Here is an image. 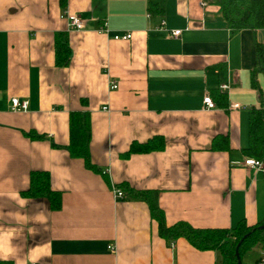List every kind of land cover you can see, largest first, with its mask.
Returning <instances> with one entry per match:
<instances>
[{"label":"crops","instance_id":"obj_1","mask_svg":"<svg viewBox=\"0 0 264 264\" xmlns=\"http://www.w3.org/2000/svg\"><path fill=\"white\" fill-rule=\"evenodd\" d=\"M62 1L83 31H68ZM202 1L164 0L161 16H150L148 0H0V264L221 261L219 252L184 239L170 248L147 205L120 184L158 191L166 226L230 229L264 220V167L244 165L247 110L264 107V77L257 75L261 96L250 84L264 31L231 35L216 7ZM161 21L166 31L157 30ZM102 22L107 35L97 31ZM125 32L130 41L112 39ZM57 33L68 35L66 68L54 63ZM221 84L229 90L219 91ZM206 95L216 109L204 110ZM15 97L28 101L27 112L10 111ZM71 111L90 114L91 162L110 184L66 150ZM30 131L43 139H28ZM155 136L163 150L123 156ZM32 171L49 173L61 193L58 211L20 196ZM112 185L124 200L113 199ZM261 249L245 253L242 264H255Z\"/></svg>","mask_w":264,"mask_h":264},{"label":"trees","instance_id":"obj_2","mask_svg":"<svg viewBox=\"0 0 264 264\" xmlns=\"http://www.w3.org/2000/svg\"><path fill=\"white\" fill-rule=\"evenodd\" d=\"M218 10L224 18L231 35L242 30H250L254 34L264 31V0H203ZM63 10L65 9L62 1ZM164 10V0H148L150 16H161ZM68 35H55L54 63L58 68H66L70 63V46ZM256 62L251 70V87L261 96L257 83V75L264 77V45L255 39ZM220 107H226L225 98H219ZM248 146L244 150L247 157L264 163V107H250L248 110ZM30 140L43 139L34 131L24 133ZM214 138L213 147H216ZM224 138V137H223ZM162 137H153L145 143L133 142L123 156L134 154H148L158 152L164 148ZM71 158L81 159L86 169L103 174L106 182L108 175L91 162L90 157V114L86 111H71L69 113V144L66 147ZM104 172V173H103ZM128 197L145 203L149 209L152 221L158 226V234L169 246L178 239H184L198 251H217L221 254V261L217 264H237L235 249L244 236H247L239 247L242 257L256 246L264 249V230L258 227L264 220L248 225L244 220L230 229H200L194 228L186 222H178L166 226L164 213L158 205L159 192L156 190H136L125 184H120ZM20 196L28 200H45L51 211H58L61 207V193L54 191L50 185V175L46 171H32L29 174L28 187L20 192Z\"/></svg>","mask_w":264,"mask_h":264},{"label":"built area","instance_id":"obj_3","mask_svg":"<svg viewBox=\"0 0 264 264\" xmlns=\"http://www.w3.org/2000/svg\"><path fill=\"white\" fill-rule=\"evenodd\" d=\"M206 5L207 4L203 1L200 3V6L202 8L206 7ZM63 15L67 21L68 31L80 32V31H83L85 29L84 21L82 19H80L78 16L67 15L66 9L63 10ZM157 30L166 31L165 30V23L163 21H161V23L157 27ZM97 31H98V33H102V34H106V35L110 32L107 28L106 22H102L101 25L99 26V28L97 29ZM180 33L181 32L179 30H174V31L169 32L170 36L173 38H177L178 36H180ZM112 39L115 41L128 42L132 39V33L125 32V33H121V34H115L112 36ZM109 89H110V91L117 90L118 89V83L115 80H110ZM218 90L222 91V92H226L229 90V86L227 84H221L218 87ZM203 106H204L205 111H211V110L216 109V105L211 100L209 95H206L203 98ZM28 107H29V103L27 100H24V99L21 100L17 97L11 98V100H10V111L13 113H25L28 111ZM231 109H234V110L242 109V106L239 103H234L231 105ZM103 110L106 111V110H108V108L104 107ZM244 165L248 168H252L255 170H259V169H262L264 167V163L262 161H259V160L253 159V158H246L244 160ZM105 173L108 174L107 171H105ZM111 193H112L113 199L115 201H121V200L125 199L123 191L120 190L119 188L114 187L113 185L111 186ZM173 246H174V244H171L170 248ZM108 249L110 251L115 250L114 247H112V246H108ZM28 264H34V263H28ZM255 264H264V249H261L259 257L256 260Z\"/></svg>","mask_w":264,"mask_h":264},{"label":"water","instance_id":"obj_4","mask_svg":"<svg viewBox=\"0 0 264 264\" xmlns=\"http://www.w3.org/2000/svg\"><path fill=\"white\" fill-rule=\"evenodd\" d=\"M258 229H259V230H264V223H263L261 226H259ZM246 237H247V236H244V237L241 239V241L238 243V245H237V247H236V249H235V257H236V260H237V264H242V262H241V256H240V254H239V247H240L242 241H243Z\"/></svg>","mask_w":264,"mask_h":264},{"label":"rangeland","instance_id":"obj_5","mask_svg":"<svg viewBox=\"0 0 264 264\" xmlns=\"http://www.w3.org/2000/svg\"><path fill=\"white\" fill-rule=\"evenodd\" d=\"M242 261V260H241ZM244 263H246V260H244Z\"/></svg>","mask_w":264,"mask_h":264}]
</instances>
